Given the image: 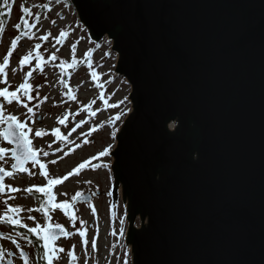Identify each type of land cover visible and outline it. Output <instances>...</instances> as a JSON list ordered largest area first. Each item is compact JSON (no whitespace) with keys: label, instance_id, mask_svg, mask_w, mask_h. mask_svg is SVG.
I'll return each mask as SVG.
<instances>
[{"label":"water","instance_id":"obj_1","mask_svg":"<svg viewBox=\"0 0 264 264\" xmlns=\"http://www.w3.org/2000/svg\"><path fill=\"white\" fill-rule=\"evenodd\" d=\"M69 2L132 88L111 156L133 264H264V0Z\"/></svg>","mask_w":264,"mask_h":264},{"label":"rangeland","instance_id":"obj_2","mask_svg":"<svg viewBox=\"0 0 264 264\" xmlns=\"http://www.w3.org/2000/svg\"><path fill=\"white\" fill-rule=\"evenodd\" d=\"M15 3L11 22L0 37V63H3L4 57L10 50L12 40L20 35L15 25L24 14L22 5L31 9L32 15L28 21L30 24H36V27L29 31L30 35L35 33V36L31 39L22 36L16 50L9 58L10 64L6 69L7 84L11 85L9 91H14L24 82L26 73L36 67L38 61L35 59L30 65L21 67L19 64L20 59L29 50H33L36 44L41 45L39 51L47 63L41 62L43 72L36 69L29 78V83L33 86L30 93L33 96L32 100L18 93L21 95V102L14 100L8 104L3 97H0V103L4 105L5 115H15L19 121L27 122L25 131L27 128L32 129L29 139L32 140L33 146L44 150L48 148L45 150L48 155L44 156L42 153L39 155L41 163L46 165L45 169L29 163L26 166L29 172H17L15 178L6 177L3 181L5 185H11L21 191L15 194L6 188L5 193L0 194V201L7 199L8 204L12 206H23L24 210L19 213L18 218L29 227H35L36 223L42 226L48 223L53 225L59 223L65 230L74 233L55 243L57 248H63L65 251L58 253L59 259L54 260L53 264H69L70 262L73 264L75 262L76 264H124L125 260L128 264H133L132 248L127 245L129 222L127 221V205L122 200V186L118 190L116 204L113 205L114 158L111 155L99 157V153L108 145H112L111 154L115 150L117 134L132 111L130 101L132 88L126 79L116 73L118 55L112 51L113 43L108 38L100 43L93 42L89 32L81 24L75 8L67 1L55 3L50 0H15ZM33 5L48 7H33ZM36 15L40 17L39 23H36ZM52 21H55V24ZM61 30L68 35L57 42L53 37H58ZM49 31L52 36L46 41L41 40L40 37ZM74 44L75 52L73 53L72 45ZM53 53L58 59H51ZM73 55L79 63L75 68L67 69L69 75L62 72L56 65L63 60L71 62ZM89 59L91 68L87 66ZM93 70L99 74L98 80L91 77ZM3 79L4 76L0 73V80ZM62 79L68 87L61 83ZM97 83L102 84L103 87H97ZM7 84L0 83V88L6 87ZM69 88L74 90L72 95H75V99H71L70 95L66 94ZM101 92L104 93L108 104H118V106L105 105L104 100L99 98ZM93 100H95L94 104L91 103ZM120 101L124 102L119 103ZM24 103L32 108V112L23 106ZM85 106H90L95 115H91ZM46 110H49V114L42 118L41 115ZM117 115L120 116L118 120L115 119ZM60 119H64V123H60ZM80 121L84 123L77 127ZM6 127V123L0 125V128ZM57 128L60 130V137L53 134V130ZM74 128L75 131H73ZM94 128L95 131H93ZM40 129L44 130L45 134L41 137L44 141L35 136L36 130ZM113 133L115 138L112 136ZM62 137H67V140ZM37 142L41 144L40 148L36 146ZM0 147L11 149L14 146L0 138ZM52 160L56 163H50ZM13 163L15 161L8 152L0 160V167H3L5 171H12ZM81 164L85 167L79 168ZM76 169L79 170L78 174L74 172ZM44 171H47V177L43 175ZM69 172H73V175L68 176L63 183L53 185L51 191L55 196V203L65 200L71 203V197L77 192H82L85 197L89 196V199L73 208L72 212L77 217L74 227L73 221L62 209L55 208L47 214L50 219L41 211H27L40 208L47 197L42 193H36L35 188L32 194L25 192L24 189L33 185L43 187L48 184L49 179L63 178ZM19 179L23 181L22 185H19ZM64 193L67 195H63ZM10 196H14L15 199H9ZM93 206L96 209L95 213L92 211ZM5 211L6 206L0 203V215ZM29 216L35 217V220L28 219ZM81 221L85 223L81 224ZM140 225L141 222L138 219L136 227L139 228ZM21 228L0 223V248L4 254L3 259L0 260L1 264H25L21 256L22 251L27 253L29 264H38V250L34 243L39 240L34 234L28 232L27 228L20 230ZM77 229L85 231V236L81 237ZM121 230L123 235L120 234ZM85 239L88 241L87 245L83 243ZM93 240H95V248H93ZM70 251H74L76 260L68 255ZM125 253L128 255L125 256Z\"/></svg>","mask_w":264,"mask_h":264},{"label":"snow or ice","instance_id":"obj_3","mask_svg":"<svg viewBox=\"0 0 264 264\" xmlns=\"http://www.w3.org/2000/svg\"><path fill=\"white\" fill-rule=\"evenodd\" d=\"M4 2L6 5L8 4V0H4ZM33 7H48V6L47 5H33ZM22 8H23L24 13H27L29 16L32 15V11L29 7H24L22 5ZM10 12H11V8L9 7V14ZM21 19H22V24L24 28L30 30L36 27V24H30L27 18L22 17ZM35 20H36V23H39L40 21L39 15L35 16ZM52 23L55 24V21H52ZM21 26H22L21 23L18 22L15 25V28L21 29ZM3 31L4 29L0 28V37H2ZM67 35H68L67 32H65L64 30H61L59 36L53 37V38L56 39L57 42H60L63 38H66ZM22 36H29V38L31 39L32 36H35V33H31V35H29V32L25 31V32H22L20 35H17L12 40L10 50L7 52L6 56L4 57L3 63H0V73H2L4 76V79L0 80V83L7 84L6 69L10 64L9 58L13 55V51L16 50L18 41L21 40ZM50 36H52V33L49 31L45 35L41 36L40 39L46 41L48 40ZM40 48H41V45L36 44L35 48L33 50H29L19 61V64L21 65V67L26 64L30 65L33 59L38 61L36 67L32 68L30 71L26 73L24 82L18 85L14 91H9V89L11 88L10 84H7L6 87L0 88V97H3L4 100L8 104H11L14 100L17 101L18 103L21 102V95H18V93H21L23 96L27 97L28 100L33 99V96L30 94L33 86L29 83V78L32 77L33 72L36 71V69H39L41 72H43V67L41 66V62L47 63V61H44V57L42 53L39 51ZM72 51L73 53L75 52V44L72 45ZM88 56L90 58L91 56L90 52L88 53ZM51 59L56 60L58 59V57L56 56L55 53H53L51 56ZM78 63L79 62L75 58V55H73L71 62L67 60H63L56 66L59 67L62 72L69 74L67 73V69L75 68ZM87 66L89 68L92 67L90 59H89ZM13 73H15V69H13ZM98 76L99 74L96 71L93 70L91 72V77L94 80H98ZM61 83H64L65 87H68L67 83L63 79L61 80ZM97 87H103V85L100 83H97ZM73 91H74L73 89L69 88L68 93H66L70 95L71 99L76 98L75 95H72ZM99 98L101 100H104L105 105H107L108 107L118 106V104H108V101L107 99H105L103 92L100 93ZM45 99H47V97H45ZM123 102L124 101H120L119 103H123ZM91 103L94 104L95 100L91 101ZM23 106L27 108L29 112H32V108L28 107L26 103H24ZM85 107L89 109L91 115H95V112L91 111L90 106H85ZM64 119H66V117ZM64 119H60V123H64ZM115 119L117 120L120 119V116L117 115ZM34 122L35 121H33V123ZM5 123L7 124V127L0 128V138H2L8 144L14 145V147L11 149L0 147V160L3 159V155L5 153L11 152L12 159L15 161V163L11 165L12 171H5L3 167H0V194H4L6 188L11 193H16V192L21 191V189L19 188L12 187L11 185H5L3 183L4 178L5 177L15 178V174L17 172H29V169L25 165H27L30 161L34 165H39L41 169H45L46 165L41 163V160L39 159V155L41 153L44 156L48 155V152L45 151L43 148L37 149L33 146L32 140L29 139V133L32 132V129L27 128V131H25V128L27 127V122L19 121L15 115H5L4 105L0 103V125H3ZM82 123H84V121H80L77 124V127H79L80 124ZM73 131H75V128L73 129ZM93 131H95V128L93 129ZM44 134H45L44 130L42 129L36 130L35 132L36 137H42V135ZM53 134L56 135L57 137L61 136L60 130L58 128L53 130ZM112 136L113 138H115V133H113ZM62 138L67 140V137H62ZM111 148H112V145H108L105 149H103L99 153V157H105V156L111 155ZM50 163L55 164L56 161L52 160L50 161ZM83 167H85L84 164L79 165V168H83ZM78 171H79L78 169L74 170L76 174H78ZM43 175L47 177L48 176L47 171H44ZM71 175H73V172L67 173L63 178L49 179L48 184L43 187L33 185V186H29L26 189H24L25 192L32 194L33 189L35 188L36 193H42L45 197H47V199L44 200L40 208L28 209L27 211L29 212L34 211V210L41 211L47 217V211H48L49 206H51L54 209L55 208L62 209L65 215L69 216V218L73 221V227H74L75 226L74 222L77 219V217L72 212V208H73L74 203L78 199H82L84 197V194L82 192H77L74 196L71 197V203L68 200H65L61 203H55V196L51 191L53 185L63 183V181L66 180L68 176H71ZM89 183H91V181H89ZM63 195H67V194L64 193ZM9 199H15V197L10 196ZM0 203H3L6 206V211L2 215H0V223H7L12 226H19L22 228H27L28 232L34 234L37 237V239L42 242V244L40 245L41 251L38 252L37 255L39 256V259L44 262V264H53L54 260L59 259L58 253L64 252L65 250L63 248H57L54 242L57 239H59L60 236L70 237L74 235V233L65 230L64 226L59 223H56L54 225L51 223H48L44 226L40 225L39 223H36L35 227H29L27 224L22 223L21 219L18 218L19 213L24 210L23 206H12L8 204L7 199L0 201ZM92 211L93 213H95L96 211L94 206L92 208ZM113 215H115L114 212H113ZM47 218L50 219V217H47ZM28 219L35 220V217L29 216ZM84 223H85L84 221H81V224H84ZM77 231L79 232L81 237H84L86 234L85 231H81L79 229H77ZM120 234L123 235V230H121ZM29 242L31 243V241ZM83 243L87 245L88 243L87 239H85ZM95 247H96L95 240H93V248ZM74 248L75 246L73 245V250ZM68 255L72 256L73 260L77 259L76 256L74 255V251H70ZM127 255L128 253H125V256ZM3 256L4 254L0 252V260L3 259ZM21 256L24 259L25 264H29V257L27 253H24L22 251ZM124 264H128L127 260L124 261Z\"/></svg>","mask_w":264,"mask_h":264},{"label":"trees","instance_id":"obj_4","mask_svg":"<svg viewBox=\"0 0 264 264\" xmlns=\"http://www.w3.org/2000/svg\"><path fill=\"white\" fill-rule=\"evenodd\" d=\"M51 1H53L55 3L56 2L59 3L61 1H67V3L70 5L68 0H50V2ZM14 6H15V0H8L7 5L5 4L4 0H0V28L5 30L7 28V26L10 24ZM9 7L11 8L10 14H9ZM22 17L29 19L30 16L27 13H24L22 15ZM21 18H20L19 22L21 23L22 26H21V29H18L19 34H21L22 32H25V31H28V32L30 31L29 29L24 28ZM23 37L28 38L29 36H23ZM20 230H23V228H21ZM40 244H42L41 241L34 243V245L37 247L38 252L41 251ZM38 264H44V262L39 259V256H38ZM75 264H76V262H75Z\"/></svg>","mask_w":264,"mask_h":264},{"label":"bare ground","instance_id":"obj_5","mask_svg":"<svg viewBox=\"0 0 264 264\" xmlns=\"http://www.w3.org/2000/svg\"><path fill=\"white\" fill-rule=\"evenodd\" d=\"M48 112H49V110L43 111V114L41 115V117L44 118L46 115L49 114ZM38 138H39V140L44 141L41 137H38ZM36 146L40 148V147H41V144H40L39 142H37V143H36ZM47 149H48V148H46L45 150H47ZM18 181H19V185H22V184H23V181H22V180L19 179ZM93 224H94V223H93ZM105 245H106V244H105Z\"/></svg>","mask_w":264,"mask_h":264},{"label":"clouds","instance_id":"obj_6","mask_svg":"<svg viewBox=\"0 0 264 264\" xmlns=\"http://www.w3.org/2000/svg\"><path fill=\"white\" fill-rule=\"evenodd\" d=\"M176 126H177L176 123H172V124L170 125V127L173 128V129H174Z\"/></svg>","mask_w":264,"mask_h":264}]
</instances>
